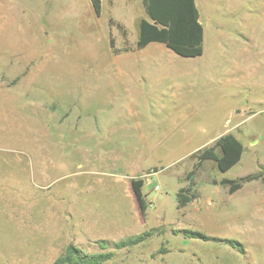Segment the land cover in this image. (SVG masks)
<instances>
[{
	"label": "rangeland",
	"instance_id": "rangeland-1",
	"mask_svg": "<svg viewBox=\"0 0 264 264\" xmlns=\"http://www.w3.org/2000/svg\"><path fill=\"white\" fill-rule=\"evenodd\" d=\"M197 6L203 54L189 59L136 48L142 0H102L99 18L90 0H0V264L151 229L106 246L105 264H264V181L219 184L264 170V0ZM225 134L240 161L223 174L205 161L188 180Z\"/></svg>",
	"mask_w": 264,
	"mask_h": 264
},
{
	"label": "trees",
	"instance_id": "trees-1",
	"mask_svg": "<svg viewBox=\"0 0 264 264\" xmlns=\"http://www.w3.org/2000/svg\"><path fill=\"white\" fill-rule=\"evenodd\" d=\"M90 4L95 17L99 18L102 14V0H90ZM142 5L145 17L139 21L138 25V36L135 43L138 50L145 49L150 44H159L182 58L193 59L202 56L204 27L200 22L195 0H142ZM243 150L241 142L232 134L221 136L212 147L202 150L197 155V163L187 179L190 180L194 172L205 161L213 162L219 173L227 172L240 161ZM251 179L264 181V170L238 181L223 179L219 184L228 186L229 193H234L241 188L244 182ZM143 186V179L131 180V189L142 216L147 210V203L142 192ZM190 201L191 198L183 197L181 193L178 194L179 206H184ZM153 232L155 229L116 242L95 241L98 253H85L80 247L69 244L53 264H105L113 257L112 252H105L106 246L114 250L131 248L152 238ZM188 234L201 237L197 233L189 232ZM164 252L162 249L161 253Z\"/></svg>",
	"mask_w": 264,
	"mask_h": 264
},
{
	"label": "crops",
	"instance_id": "crops-1",
	"mask_svg": "<svg viewBox=\"0 0 264 264\" xmlns=\"http://www.w3.org/2000/svg\"><path fill=\"white\" fill-rule=\"evenodd\" d=\"M196 1V6H197V0H195ZM197 9H198V6H197ZM198 12H199V9H198ZM199 15H200V12H199ZM201 22V21H200ZM132 190V189H131Z\"/></svg>",
	"mask_w": 264,
	"mask_h": 264
},
{
	"label": "built area",
	"instance_id": "built-area-1",
	"mask_svg": "<svg viewBox=\"0 0 264 264\" xmlns=\"http://www.w3.org/2000/svg\"><path fill=\"white\" fill-rule=\"evenodd\" d=\"M157 189V188H156Z\"/></svg>",
	"mask_w": 264,
	"mask_h": 264
}]
</instances>
